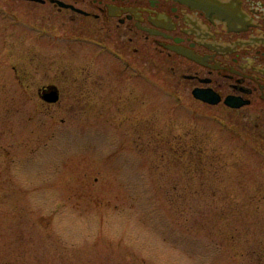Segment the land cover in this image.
Returning a JSON list of instances; mask_svg holds the SVG:
<instances>
[{
  "label": "rangeland",
  "instance_id": "rangeland-1",
  "mask_svg": "<svg viewBox=\"0 0 264 264\" xmlns=\"http://www.w3.org/2000/svg\"><path fill=\"white\" fill-rule=\"evenodd\" d=\"M89 40L0 1V264H264V116Z\"/></svg>",
  "mask_w": 264,
  "mask_h": 264
},
{
  "label": "flooded vegetation",
  "instance_id": "flooded-vegetation-1",
  "mask_svg": "<svg viewBox=\"0 0 264 264\" xmlns=\"http://www.w3.org/2000/svg\"><path fill=\"white\" fill-rule=\"evenodd\" d=\"M0 1L43 30L68 29L117 55L149 44L182 73L180 86L220 98L198 101L264 116V0Z\"/></svg>",
  "mask_w": 264,
  "mask_h": 264
},
{
  "label": "water",
  "instance_id": "water-1",
  "mask_svg": "<svg viewBox=\"0 0 264 264\" xmlns=\"http://www.w3.org/2000/svg\"><path fill=\"white\" fill-rule=\"evenodd\" d=\"M195 94H196L198 97H200V98H204V99L209 100L208 97L203 96V95H202L203 93H200V91H196ZM45 98H46L47 100H57V92H56V91H52V92L49 93L48 95H45ZM215 101H218V99H216ZM211 102H213V101H211Z\"/></svg>",
  "mask_w": 264,
  "mask_h": 264
}]
</instances>
